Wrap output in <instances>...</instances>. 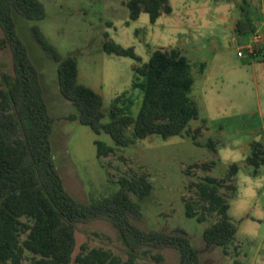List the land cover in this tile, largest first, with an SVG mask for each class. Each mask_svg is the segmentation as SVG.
Listing matches in <instances>:
<instances>
[{"label": "rangeland", "instance_id": "1", "mask_svg": "<svg viewBox=\"0 0 264 264\" xmlns=\"http://www.w3.org/2000/svg\"><path fill=\"white\" fill-rule=\"evenodd\" d=\"M41 1L46 11L44 19L30 20L16 12H13V18L16 32L40 73L48 111L56 118L50 135L51 149L69 194L79 201L89 202L118 190L120 177L136 179L143 176L150 182L151 190L141 199L130 193L142 212V217L134 223L145 231L172 232L180 228L186 232L192 245L201 249L205 244L203 230L216 222L219 215L207 213L202 222L185 215L184 202L196 200L195 188L189 184L199 182L205 175L225 178L228 166L236 163L235 190L232 193L222 185L218 191L226 197L227 212L236 227L233 239L225 247L226 253L222 246L214 245L200 252L198 257L201 264H232L234 259L248 264H264V164L254 172V166L245 162L247 149L241 148L259 136V133L253 136L250 132L258 125L256 116L251 113L253 81L248 70H244L238 80H232L230 76L225 80L219 77L217 54L219 49L230 47V33H225L217 20L216 0H168L171 11L159 16L155 22L150 21L145 11L131 19L126 0ZM33 26L40 28L62 56L75 55L78 61L95 58V72L91 77L102 86L106 112L111 100L129 88L136 61L128 56L104 52L102 44L105 41L123 48L131 47L139 57V64L146 62L158 47H175L184 42L190 58L199 59L203 67L210 62L215 68L217 66L204 94L211 117L208 134L204 137L197 135L198 145L185 134L166 138L150 134L126 146H116L110 135L96 134L77 120L67 119L65 116L75 112V108L60 93L57 65L34 38ZM234 36L238 38L239 34ZM3 38L0 28V88L7 86L6 75L13 76L11 51L8 46L1 45ZM199 63L197 69H201ZM132 94L135 104L131 111L135 115L140 92L133 90ZM216 100L224 106L222 110H217ZM232 103L238 104L237 110L231 111ZM103 121H108L107 115ZM194 123L191 120L189 126ZM189 130L193 132V129ZM209 139L214 141V149L205 145ZM95 140L114 148L102 158V162L96 156ZM203 162L211 165L205 168L201 166ZM24 237L22 234L21 239ZM75 237L73 256L81 252L83 244L85 251L97 247L111 251L122 260L127 258V246L107 220L76 223ZM31 257L32 254L25 251L22 264H27ZM136 262L179 264V252L174 248L140 246Z\"/></svg>", "mask_w": 264, "mask_h": 264}, {"label": "trees", "instance_id": "2", "mask_svg": "<svg viewBox=\"0 0 264 264\" xmlns=\"http://www.w3.org/2000/svg\"><path fill=\"white\" fill-rule=\"evenodd\" d=\"M125 5L131 19L145 11L151 22L162 12L171 11L168 0H126ZM13 12L30 20L46 16L41 0H0V28L4 33L1 45L10 48L13 66L12 78L6 75L7 86L0 88V264H22L25 251L32 254L27 264H137L140 246L174 248L179 252V264H201L199 253L214 245L222 246L226 253L225 247L232 241L236 227L228 215L226 197L218 191L222 185L232 193L235 190L236 163L228 166L225 178L205 175L199 182L189 184L195 188L196 200L184 202L185 215L198 222L207 213L219 215L216 222L203 230L205 244L201 249L195 248L180 228L172 232L145 231L134 223L142 212L130 193L141 199L151 190L150 182L143 176L120 177L118 190L89 202L69 194L51 149L50 135L56 118L48 111L40 73L16 32ZM32 32L57 65L60 93L75 108V112L65 116L67 119L77 120L96 134L110 135L116 146H126L150 134L164 138L185 134L199 144L196 137L200 128L189 130L190 121L198 116L197 104L190 95L194 82L191 64L177 48L154 49L148 60L139 64V57L131 47L105 41L104 52L136 61L129 88L111 100L106 112L102 96L77 82L75 55L62 56L38 26H33ZM133 90L140 92L135 115L131 111L135 104ZM106 115L108 121L104 122ZM94 144L100 161L114 151L103 141L95 140ZM205 145L211 149L215 146L211 139ZM245 162L254 166V172L264 163V150L259 142L251 144ZM210 165L201 164L205 168ZM96 219L107 220L116 228L128 248L125 260L103 248L85 251L83 244L81 252L73 256L75 224ZM232 264L248 263L234 259Z\"/></svg>", "mask_w": 264, "mask_h": 264}, {"label": "crops", "instance_id": "3", "mask_svg": "<svg viewBox=\"0 0 264 264\" xmlns=\"http://www.w3.org/2000/svg\"><path fill=\"white\" fill-rule=\"evenodd\" d=\"M215 5L219 9L216 15L218 16L217 20L223 25L224 32L230 33V47L218 50L219 77L221 80H225L230 76L232 80H238V76H241L244 70H248L253 81L251 113L252 116H256L258 125L250 132H252L253 136L259 133V136L255 139H250L249 142H246L241 147L243 150L247 149L246 153H244L246 154L245 157H247L251 150V144L255 141L259 142L264 150V0H216ZM214 10L216 9L214 8ZM167 14L162 12L160 16ZM254 33H259L262 36V41L257 46L256 53L252 55L249 54L247 48L252 44ZM235 34H239L238 38L234 36ZM158 48H177L191 64V74L194 82L190 95L197 104L198 116L196 119H193L195 123L189 126V128L193 130L200 128L199 135L204 137L209 132V121L211 120L209 103L204 99V94L207 92L210 75L215 68L213 63H206L202 67L203 69H197L196 64L200 60L189 57V49L186 48L184 42L175 47L161 46ZM240 50L242 51V55H238V51ZM94 63L95 58L93 57L81 61L77 59V82L89 86L99 93L103 99L101 84H97L91 77V73L93 75L95 72ZM215 69H217V66ZM233 85L236 86V84ZM216 103L219 105L217 110L224 108L219 100H216ZM237 109L238 104L232 103L231 111Z\"/></svg>", "mask_w": 264, "mask_h": 264}, {"label": "built area", "instance_id": "4", "mask_svg": "<svg viewBox=\"0 0 264 264\" xmlns=\"http://www.w3.org/2000/svg\"><path fill=\"white\" fill-rule=\"evenodd\" d=\"M261 41H262V36L259 33H254L252 44L247 48L249 54L254 55L256 53L257 46L259 45V43H261ZM238 55H242L241 50L238 51Z\"/></svg>", "mask_w": 264, "mask_h": 264}]
</instances>
